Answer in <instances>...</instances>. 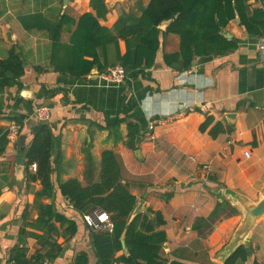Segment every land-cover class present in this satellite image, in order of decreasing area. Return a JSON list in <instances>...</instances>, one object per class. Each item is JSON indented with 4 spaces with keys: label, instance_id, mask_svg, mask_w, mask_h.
<instances>
[{
    "label": "crops",
    "instance_id": "obj_1",
    "mask_svg": "<svg viewBox=\"0 0 264 264\" xmlns=\"http://www.w3.org/2000/svg\"><path fill=\"white\" fill-rule=\"evenodd\" d=\"M149 2L105 0L108 11L99 24L112 29L123 13L139 16ZM253 5L261 7L260 3ZM87 13L97 16L91 0H0V60L15 51L27 63L20 80L0 89V128L8 131L16 124L21 129L19 138L26 136L25 162L35 133L43 126L52 130V189L38 204L51 206L77 224V232L70 235L55 222L59 234L48 239L56 242L61 252L51 259L52 264H73L84 252L89 264L97 263L92 237L100 231L85 225V214L77 212L62 195L60 183L73 178L83 186L99 182L105 151L117 156L122 177L138 202L144 201L145 213L162 214L165 224L160 230L167 235L164 259L169 263L224 264L226 249L243 220L240 207L227 192L254 203L264 199V58L258 50L260 40L250 38L236 19L225 29L239 41L234 53L198 58L191 70L177 73L165 65L163 57L180 50V38L166 35L170 21L163 22L155 65L145 75L134 73L119 86H105L97 82V68L76 78L54 71L51 65L56 55L54 25L65 18L59 44L71 45L77 21ZM116 51V47L97 50L101 60L108 55L111 63ZM126 51L125 41L120 40V55ZM82 60L90 62L93 57L84 54ZM41 106L51 110L46 121L35 115ZM227 114H236L230 133L212 139L208 132L200 131L206 115L221 121ZM117 118L126 121L115 127ZM155 120L162 122L150 139L149 125ZM129 124L138 128L137 137L142 138L138 148L137 137L134 143L130 139ZM19 138L9 142L0 155V264L20 244L22 228L45 235L28 226L41 215L36 194L43 184L41 180L27 181L26 167L18 164ZM30 172L35 173L31 168ZM170 193L173 195L167 200ZM220 204L227 208L214 220L213 230L202 237L194 228L196 221L208 219ZM24 238L29 258L52 249H43L36 237ZM245 246L252 251L246 264H264V218Z\"/></svg>",
    "mask_w": 264,
    "mask_h": 264
},
{
    "label": "trees",
    "instance_id": "obj_2",
    "mask_svg": "<svg viewBox=\"0 0 264 264\" xmlns=\"http://www.w3.org/2000/svg\"><path fill=\"white\" fill-rule=\"evenodd\" d=\"M253 3H260L261 7H255ZM91 5L97 16L87 13L79 18L76 37H73L71 45L59 44L65 18L54 25L56 55L51 62L54 71L80 78L89 75L94 68L101 74L118 64L125 69L127 79L134 73L137 77L145 75L146 70L155 65L161 47L163 31L159 26L168 21L170 24L166 35L172 34L180 38V50L165 53L163 59L165 65L177 73L191 70L198 58L222 57L234 53L239 48V41L226 37L223 32L236 19H239L240 26L250 38H264V0H150L141 15L123 13L112 29L99 24V18L105 17L108 11L105 0H91ZM120 40L126 43L127 51L123 56L119 53ZM110 47H116L118 50L114 63L110 62L108 55L101 60L97 52L106 51ZM84 54L91 55L93 60H82ZM36 70L42 71L40 68ZM24 74L21 54L11 52L8 58L0 60V89L9 87ZM125 121L124 118H117L113 126L119 127ZM233 127L225 117L216 121L214 116L206 115L200 131L208 132L212 139H217L230 133ZM128 129L130 139L134 143L139 135L138 128L129 124ZM53 139L52 130L48 126L41 127L33 136L25 154L27 181L41 180L43 184L42 191L36 194V207L41 211V215L34 224L28 226L44 231L45 235L30 234L22 228V240L11 252L16 264H35L44 258L51 260L60 254L61 247L48 239L59 234L55 222L65 228L66 234L73 235L77 232L75 222L56 213L51 206L38 204L49 196L52 189L50 161ZM8 143V132L0 128V155L4 153ZM33 164L37 168L32 175L30 168ZM60 190L77 212L88 214L103 210L110 215L114 225L113 231L102 230L92 237L96 264H185L169 263L162 256L167 235L165 231L160 230L165 224L160 212L149 210L148 213H140L131 219L138 198L131 192L130 184L123 179L121 164L112 151H105L102 155L99 182L83 186L78 179L73 178L61 182ZM172 195L167 194L165 198L169 200ZM224 208H227V205L220 204L208 219L200 218L196 221L194 228L199 230L202 237H206L213 230L216 222L214 220L220 218ZM232 212L236 213L235 210ZM150 215H153V218ZM26 236L36 237L43 249L46 246H52V249L46 254L38 251L35 257L29 258L25 246ZM120 252L125 253L117 256ZM251 254L250 248L241 246L224 264H246ZM73 264H89L88 254H78Z\"/></svg>",
    "mask_w": 264,
    "mask_h": 264
},
{
    "label": "built area",
    "instance_id": "obj_3",
    "mask_svg": "<svg viewBox=\"0 0 264 264\" xmlns=\"http://www.w3.org/2000/svg\"><path fill=\"white\" fill-rule=\"evenodd\" d=\"M258 50L261 56L264 57V38L258 42ZM96 79L99 84H103L105 86H119L127 80V75L123 66L116 65L114 67L109 68L107 72L99 74ZM35 115L38 120L46 121L50 118L51 110L49 107L41 106L36 110ZM161 122L162 120H155L152 121L149 125L150 139L154 138V135L152 133L154 131L155 126ZM7 132L9 142L16 141L19 138L20 129L16 124H12ZM246 157H249L248 153H246ZM36 168L37 166L35 164L31 166V169H33L34 171H36ZM83 221L88 228L96 232L102 230L112 232L114 228L110 215L103 210H95L92 213L85 214L83 217ZM4 264H16V261L14 260L11 253L6 256ZM35 264H52V262L49 258H44Z\"/></svg>",
    "mask_w": 264,
    "mask_h": 264
},
{
    "label": "water",
    "instance_id": "obj_4",
    "mask_svg": "<svg viewBox=\"0 0 264 264\" xmlns=\"http://www.w3.org/2000/svg\"><path fill=\"white\" fill-rule=\"evenodd\" d=\"M169 24H170V22H168L167 25L169 26ZM223 33L226 37H228L230 39L232 38V36L230 34L226 33L225 31ZM23 65H24V67H26L27 63L25 61H23ZM226 118H227L229 124L234 126V123L236 120V114H227ZM141 139H142L141 137H137V139H136L137 148L140 144ZM25 143H26V136L21 135L19 138V145L21 147V153L19 154V160H18V164L21 166V168L26 165V162L24 159V152L26 149ZM137 155L138 156L140 155L139 149L137 150ZM227 193H229L232 196V199L234 200V202L240 207L242 214H243V220H242V223H241L238 231L236 232V235L234 237L233 242L226 249V252H225L226 253V256H225L226 259L231 254H233L239 247L245 246V244L248 242L251 231L254 229V227L257 225V223L261 219L264 218V199H261L259 202L254 203V202H251L249 199H247L244 196H241V195H238V194H235L232 192H227ZM144 205H145L144 201L138 202V204H137V206H136V208L132 214L131 219H133L136 215H138L140 213H145ZM245 247H247V246H245Z\"/></svg>",
    "mask_w": 264,
    "mask_h": 264
}]
</instances>
